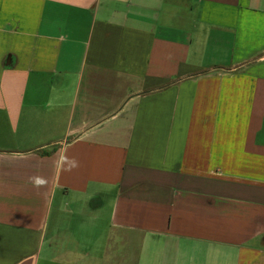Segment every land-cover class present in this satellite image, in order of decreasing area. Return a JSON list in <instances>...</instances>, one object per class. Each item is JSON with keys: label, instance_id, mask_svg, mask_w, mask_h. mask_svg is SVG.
Masks as SVG:
<instances>
[{"label": "crops", "instance_id": "1", "mask_svg": "<svg viewBox=\"0 0 264 264\" xmlns=\"http://www.w3.org/2000/svg\"><path fill=\"white\" fill-rule=\"evenodd\" d=\"M0 264H264V0H0Z\"/></svg>", "mask_w": 264, "mask_h": 264}]
</instances>
